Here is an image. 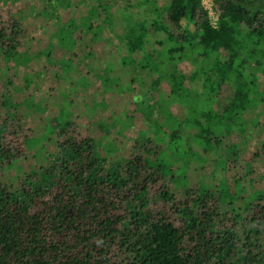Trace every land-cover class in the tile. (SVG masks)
<instances>
[{"label":"trees","instance_id":"1","mask_svg":"<svg viewBox=\"0 0 264 264\" xmlns=\"http://www.w3.org/2000/svg\"><path fill=\"white\" fill-rule=\"evenodd\" d=\"M84 1L94 4L90 16L78 14L69 23L60 21L64 25L60 43L72 53L76 47L72 37L79 30L95 43L112 29L93 28L90 18L101 5L97 0ZM214 3L217 27L202 0H168V7L157 8V19L146 22L150 28H144L158 35L163 52L148 49L143 28L134 24L116 36L117 53L109 62L110 71L137 74L134 81L153 90L163 85L171 88L169 99L159 103L155 118L163 126L151 125L154 116L149 113L142 117L144 130L170 142L174 161L137 156L119 166L117 173L103 175V164L111 167L109 159H115V154L108 147L103 154L95 142L79 140L71 119H66L50 133L53 160L40 176L43 184L26 181L21 190L0 188V264H116L115 250L121 264H264V252L256 251L251 243L244 253L234 232L215 231L224 209L237 215L250 210L251 224L256 227L253 231L264 235L263 198L237 209L229 195L209 191L186 210L185 232L164 215L154 214L161 201L172 197L170 188L178 184L179 162L185 157L195 158L199 149L212 152L226 171L231 157L226 140L235 129L243 132L246 127L247 139L264 134L260 106L249 100L259 73L264 74V0ZM114 7L108 2L102 10L110 13ZM115 29L109 33L113 35ZM123 51L128 56L122 57ZM182 61L195 67L190 76L179 69ZM25 82L28 88L33 85L30 79ZM188 83L192 89L187 88ZM225 84L234 89L229 102L221 103L219 111H198L200 120L181 137L170 106H194L201 98L211 105L213 99L220 98ZM190 89L198 92L197 100H192ZM259 97V103H264V85ZM227 120L231 124H225ZM41 145L29 136L7 142L0 129V169L33 158ZM176 191L183 199L189 196L186 190Z\"/></svg>","mask_w":264,"mask_h":264},{"label":"rangeland","instance_id":"2","mask_svg":"<svg viewBox=\"0 0 264 264\" xmlns=\"http://www.w3.org/2000/svg\"><path fill=\"white\" fill-rule=\"evenodd\" d=\"M97 1L101 7L94 10L90 25L93 28H116L115 32L111 35L109 32L112 29L106 31L92 43L79 30L72 37L76 44L72 53L60 43V30L64 28L60 21L69 23L78 14L88 16L89 10L94 7L92 2L71 0L68 4V0H0L1 134L7 142L29 136L42 144L33 158L19 163L17 167L0 169L1 189L21 190L26 181L43 184L40 176L53 160L50 154L53 137L50 133L66 119H71L72 131L79 140L95 142L103 154L106 147L115 154V159H109L113 163L111 167L108 163L103 164V175L117 173L119 166H125L128 160L137 156L148 160L157 157L166 162L169 159L174 161L170 142L144 130L142 117L149 113L154 116L151 125L162 127L164 123L160 119L155 120L158 118L157 109L160 102L169 99L171 88L163 85L159 90H153L135 82L137 74H117L109 67L113 53H117L116 36L123 33V28L133 27L134 24H138L143 31L150 28L146 22L151 24L157 19V8L168 7V0ZM108 2L115 5L110 13L102 10ZM202 3L211 23L217 27L218 7L214 0H202ZM162 21L166 22V19ZM76 28L85 27L77 25ZM142 35L147 38L148 49L163 52L158 35L153 30L144 31ZM108 36L113 40H108ZM121 55L125 57L128 53L123 51ZM179 69L190 76L195 67L190 61H182ZM26 79L33 82L29 88ZM258 80L249 100L260 106L258 110L262 111L264 118V103H259L264 74L259 73ZM187 86L191 88L189 83ZM190 95L192 100L199 97L195 90H191ZM233 95L234 89L225 84L220 98L213 99L211 105L201 98L194 106H168L177 118L174 122L179 126V135H187L188 130L196 126L195 120L201 118L198 111L210 108L219 111L221 103L229 102ZM225 122L231 124V121ZM244 129L243 132L235 129L226 140L227 151L231 155L226 171L221 169L214 153H205L201 149L195 158L185 157L179 162L182 170L178 184L170 188L174 190L172 197L161 201L154 208V214L164 215L185 232L188 222L186 210L197 198H205L209 191H222L229 195L237 209L249 206L255 198L264 200V134L260 138L247 139L244 136L246 127ZM176 190H186L189 196L183 199L176 194ZM252 215L250 210H243L237 215V212L224 209L215 231L222 234L234 232L241 252L246 253L250 243L256 251L264 252V235L258 236L253 231L256 227L251 224ZM114 253L115 263L121 264L119 251Z\"/></svg>","mask_w":264,"mask_h":264}]
</instances>
